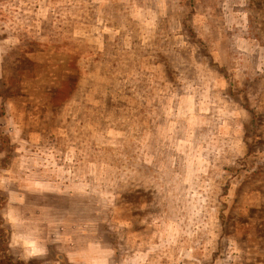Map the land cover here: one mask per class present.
Wrapping results in <instances>:
<instances>
[{
    "label": "rangeland",
    "instance_id": "374dc122",
    "mask_svg": "<svg viewBox=\"0 0 264 264\" xmlns=\"http://www.w3.org/2000/svg\"><path fill=\"white\" fill-rule=\"evenodd\" d=\"M261 42L264 0H0V264H264Z\"/></svg>",
    "mask_w": 264,
    "mask_h": 264
},
{
    "label": "trees",
    "instance_id": "16d2710c",
    "mask_svg": "<svg viewBox=\"0 0 264 264\" xmlns=\"http://www.w3.org/2000/svg\"><path fill=\"white\" fill-rule=\"evenodd\" d=\"M260 39V38H259ZM261 46H264L263 44L264 43H260ZM227 70V67H221V73H224L225 71ZM256 84H258V86L262 85V80L261 79H257V80H247L246 81V87L247 89L246 90H243V98L246 100V98L248 97V92L249 91H253V98L256 96V94L261 91V87L260 89L258 90L256 87ZM256 101L258 100V98L256 97L255 98ZM249 113L251 115H253V123H252V127L249 129V132L252 134L250 135V138H253L254 137V134H255V131H256V125H257V118H258V115H257V110H256V107L252 104V103H249L247 106H246V110H245V113ZM256 162L257 165H262V169H264V161L262 162L261 160H258V161H254ZM218 252L216 253L217 255L215 256L214 260H217L218 258H223V253H222V243H221V240H218ZM174 253H178L176 250Z\"/></svg>",
    "mask_w": 264,
    "mask_h": 264
}]
</instances>
